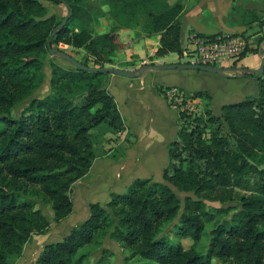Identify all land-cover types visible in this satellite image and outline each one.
Segmentation results:
<instances>
[{
  "label": "trees",
  "instance_id": "16d2710c",
  "mask_svg": "<svg viewBox=\"0 0 264 264\" xmlns=\"http://www.w3.org/2000/svg\"><path fill=\"white\" fill-rule=\"evenodd\" d=\"M64 1L73 16L52 46L83 49L98 68L113 65L111 56L119 48L112 35L120 27L97 36L91 31L90 25L103 15L102 5L109 6L108 16L116 24L134 25L145 17L149 34L161 35L156 58L171 53L183 56L181 1ZM48 14L41 0H0V122L4 124L0 129V264L20 258L31 236L43 234L51 225L26 197L49 206L53 221L60 224L73 212L74 184L88 174L96 158L91 131L103 125L116 133L124 130L117 103L107 90L109 74L66 69L53 61L51 93L31 99L18 118L11 116L45 83L47 45L65 18ZM244 18L247 25H264L254 12ZM246 39V51L235 66L259 51ZM247 77L259 83V93L224 105L221 116L209 107L212 97L207 91L184 92L206 101L207 110L200 116L180 111L178 140L169 145L170 164L163 181L136 179L125 193L112 194L105 206L91 204L87 220L62 240L47 244L37 264H85L88 256L80 252L107 237L140 264H264V74ZM167 89L158 88L161 94ZM236 201L241 207L232 215L230 208L209 205ZM174 222L175 239L164 234ZM209 223L213 228L205 251H198L196 245L186 249L181 241L198 244Z\"/></svg>",
  "mask_w": 264,
  "mask_h": 264
},
{
  "label": "crops",
  "instance_id": "0c3cea01",
  "mask_svg": "<svg viewBox=\"0 0 264 264\" xmlns=\"http://www.w3.org/2000/svg\"><path fill=\"white\" fill-rule=\"evenodd\" d=\"M176 1H181L184 6L179 18L182 32L183 26H188L190 36L203 35L201 30H208L218 24L222 33L217 34H245L251 48H259V51L246 55L231 68L260 67L264 41L260 46L259 41L264 38V25L259 22L247 25L244 17L254 12L264 20V0H171L170 3ZM60 6L59 9H66L64 4ZM108 19H101L99 34L110 33L112 23ZM116 37L124 44V49H120L117 63L110 67L135 70L143 62L144 65L168 64L166 59L170 54L162 58L155 57L161 35L137 38L134 32L125 30ZM187 48L183 47L185 50ZM156 71L148 72L141 79L110 75L107 90L117 103L124 130L116 133L105 126L98 136H92L96 158L88 174L74 184L71 192L73 212L59 225L65 222L80 225L89 217L91 204L105 206L112 194L125 193L136 179L163 181V172L170 164L169 145L178 140L181 122L180 110L170 106L158 88L177 87L193 94L204 91L196 87L200 77L211 78L209 75L215 74L195 70H163L172 72L160 75ZM230 74L234 77L215 75L224 87L223 94L215 95L213 91H207L212 97L211 110L215 116L221 115L224 105L242 102L248 96L259 93V83L255 79L247 75L239 78L234 73ZM95 149H98L97 152Z\"/></svg>",
  "mask_w": 264,
  "mask_h": 264
},
{
  "label": "rangeland",
  "instance_id": "374dc122",
  "mask_svg": "<svg viewBox=\"0 0 264 264\" xmlns=\"http://www.w3.org/2000/svg\"><path fill=\"white\" fill-rule=\"evenodd\" d=\"M41 1L46 6V8H48V12H49L48 16L49 17L50 16H56L58 18H64L68 15V10L66 7H65L66 9H64V7H63V9H59V8H61L60 4H55L53 2L46 1V0H41ZM102 12H103V15L97 21H95L93 24H91L90 28H91V31H93L94 36L100 35L98 33L99 23H100L101 19L106 18V17H108L109 22L111 21V23H112L111 27H110V32L112 31L114 26L120 27L119 29L117 28V31L112 35L114 37L116 43L118 44V47H119L118 50L116 51V53L113 56H111V59L113 60L114 64L117 63V61H118V53H119L120 49H122V48L124 49V44L122 45V43H120V40H118L116 37V36H118V33L120 34V32H122V31L129 30L131 32H134L135 36L137 38H145L146 36L151 35L144 28V26H145L144 22H146L145 17L139 18V20L137 21L138 24L136 23L134 25L128 26V24L126 22H124V25H122L118 22L116 24L114 19L109 17L110 16L109 15L110 8L108 5H102ZM180 20H182V19H180ZM183 27L184 28H183V32H182V46L184 48L190 47L192 49L193 46L189 44V36H190L191 30L189 29L188 26H183ZM198 31H200V30H198ZM201 31H203V35L205 34L204 36H211V35H214L217 33H222V28L220 25L216 24V25H213V27L208 29V30H201ZM195 33H199V32H195ZM245 37H247V36L245 35ZM53 48L56 50H61V51H64V52L70 54L75 59H77L79 62L86 63L91 68H98V65L94 63V59L91 57V55H89L83 49H74V48H72L68 45H64V44H60L58 46L55 45V46H53ZM52 61L55 62L56 64L60 65L63 68L75 69L74 66H72L70 63L66 62L62 58L49 55L47 57L46 64H45V67L43 70L45 78H46L45 83L40 88H38L35 92H33V94L30 96V98L28 100L17 105L12 110L11 116L13 118H18L21 115L22 111L30 103L31 99H33V98H44L51 93L52 89H51L50 64ZM136 61H138V60H136ZM166 62L169 65L171 63L172 64H174V63H191L192 60L185 58L184 55L180 57L178 54L173 53V54H170L168 56V58L166 59ZM144 64H145V62H143L141 64V66H143ZM233 66H235V65L233 64ZM105 67H110V65L105 64ZM231 67L232 66H230L228 68H231ZM166 72L170 73L172 71H163V70L162 71H160V70L156 71V73L160 74V75L162 73H166ZM173 72H175V71H173ZM234 75H237V74L234 73ZM209 76H211V78H213V79H211L209 77L208 78L200 77V79H198L196 81V87H198V89H201L204 91H209V90L213 91L215 95L223 94L224 87H223L222 83L219 81L220 79L215 75H209ZM174 88H177V87H174ZM177 89H179V88H177ZM179 90H181L182 92L188 93L182 89H179ZM187 96H190V95L187 94ZM254 96H256V95H254ZM206 104H207L206 101L200 99L198 106H197V110L193 111L192 113H186V114H189L192 116L204 115V113L207 110L205 108ZM209 107L211 108V105ZM3 126H4V124L0 122V129L3 128ZM105 126L106 125H103V126H100V127L93 129L91 131L92 136H98L99 133L101 132L102 128ZM95 150L97 152L98 149H95ZM175 191L177 192V194L179 195V197L182 200L185 198L186 194L179 193L177 190H175ZM239 194L242 195V194H244V192L239 191ZM26 199L31 200L32 202L37 204V206H36L37 209L42 210L43 214L50 220L51 225H50L49 229L46 232H44L43 234L34 233L31 236V238L29 239V241L25 244L22 256L20 258L12 259L11 260L12 264H37V260L40 257L44 247L49 243H54V242H58V241L62 240L70 232V230L75 226V224H70L68 222H65L61 225H59V224L57 225L53 221V216H52L53 211L50 209L49 206H47L46 204H43L38 199H35L32 196L26 197ZM209 205L213 206V207H217V208H225V209L230 208V209H232L231 215L234 214L235 212H237L241 207V204L239 201L224 204V205L220 204V203H209ZM79 219L80 218H78V221H79ZM174 224H175V222L170 224L164 230V234H168V235H171L173 237L172 232L174 230ZM212 228H213V223L207 224L206 233L204 234V236L202 237V240L198 244H194V242L192 240L186 239V240L181 241L183 246L186 249H189L191 247H194V245H196L195 247L198 251L204 252L206 247H207V244L209 243V232ZM173 238L175 239V237H173ZM80 253L88 256L85 264H140L139 259L133 258L132 254L128 250L123 249L120 244L111 240L109 237L98 240L95 244L86 247ZM214 264H218V263L214 262Z\"/></svg>",
  "mask_w": 264,
  "mask_h": 264
},
{
  "label": "built area",
  "instance_id": "2783aa9c",
  "mask_svg": "<svg viewBox=\"0 0 264 264\" xmlns=\"http://www.w3.org/2000/svg\"><path fill=\"white\" fill-rule=\"evenodd\" d=\"M189 44L193 46L183 53L191 57L193 64L228 68L246 51L248 41L240 34H215L211 36L192 35ZM168 104L185 113L197 110L199 99L187 96L181 90L171 87L164 94Z\"/></svg>",
  "mask_w": 264,
  "mask_h": 264
},
{
  "label": "water",
  "instance_id": "95a60500",
  "mask_svg": "<svg viewBox=\"0 0 264 264\" xmlns=\"http://www.w3.org/2000/svg\"><path fill=\"white\" fill-rule=\"evenodd\" d=\"M50 2H61L69 9V14L62 20V22L56 27L53 31L50 40L48 42V51L51 56L60 57L66 62L70 63L76 69L81 70H88L90 72H101L109 75H118L125 78L130 79H141L143 78L148 72L155 71V70H195V71H202L210 74H215L221 77L226 78H233L230 73L237 74L236 76L239 78H243L245 75L251 74L255 76L262 77L264 74V56L261 60V65L258 69H248V68H222V67H213V66H204L200 64H193V63H177V64H147L143 65L135 70H124L117 67H105V68H91L85 67L81 62L75 59L70 54L56 50L52 46V42L54 37L58 32H60L68 23V21L73 16V10L70 8L64 0H46Z\"/></svg>",
  "mask_w": 264,
  "mask_h": 264
}]
</instances>
